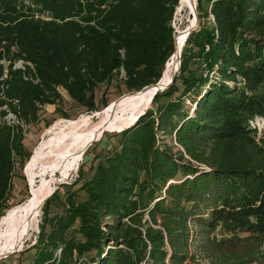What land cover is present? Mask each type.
Returning <instances> with one entry per match:
<instances>
[{
  "label": "trees",
  "instance_id": "1",
  "mask_svg": "<svg viewBox=\"0 0 264 264\" xmlns=\"http://www.w3.org/2000/svg\"><path fill=\"white\" fill-rule=\"evenodd\" d=\"M178 1L0 0V107L21 121L0 109V219L24 125L60 110L59 87L93 112L121 71L127 91L158 81ZM197 14L172 84L45 200L26 264H264V0H197Z\"/></svg>",
  "mask_w": 264,
  "mask_h": 264
},
{
  "label": "bare ground",
  "instance_id": "2",
  "mask_svg": "<svg viewBox=\"0 0 264 264\" xmlns=\"http://www.w3.org/2000/svg\"><path fill=\"white\" fill-rule=\"evenodd\" d=\"M196 5L197 0H179L176 6V16L179 15V18L176 17L177 23L175 22L174 52L164 65L160 83L167 82L173 73L179 70L178 59L180 60L181 56L178 58V53L181 55L184 47L186 30L197 26L194 20ZM183 11L193 13V19L184 27L178 25ZM154 94L152 87L126 94L114 101L109 110L108 105L106 114L96 121L79 119L60 122L62 127L60 134L51 138L50 146L44 151L40 153L35 151L26 166L29 197L8 208L0 219V256L13 248L21 250L35 233L43 205L42 200L56 186L54 173L58 171L63 177L66 176L72 166L77 164L89 142L97 140L106 131L109 132L131 122L137 114L150 106ZM47 172L51 174L50 178L45 176ZM38 174L42 177L39 180L36 179Z\"/></svg>",
  "mask_w": 264,
  "mask_h": 264
},
{
  "label": "rangeland",
  "instance_id": "3",
  "mask_svg": "<svg viewBox=\"0 0 264 264\" xmlns=\"http://www.w3.org/2000/svg\"><path fill=\"white\" fill-rule=\"evenodd\" d=\"M196 11H197V5H196ZM176 17L179 18V15H177ZM191 19H193V13L189 14L187 11H183L181 14V20L178 23V25L184 27L190 23ZM176 23H177V20H176ZM18 63H19L18 61L15 62V64H18ZM178 73H179V70L176 72V74ZM123 77H124V73L121 71L119 74L115 75L110 82L101 84L95 89V104L98 110L93 111V112H88L84 106H81L80 104L73 101L68 96L67 92L63 88L59 87L58 90L62 95V102L60 103V110L58 112H55V108L57 107L56 104H46L42 107L40 111L41 118L38 122L24 125L23 143L25 145L26 151L30 153V156L28 160L26 161L25 165L27 166L32 155H34L35 151H37L38 153L44 151L46 148L50 146L51 144L50 142H52L51 138L55 135L60 134L61 129H62V127L60 126V122L65 121V120L73 121V120H79V119H86L88 122L96 121L100 116L106 114V112L110 109L114 101L120 99L126 94L131 93L130 91H127L125 85L123 84L122 82ZM177 86L180 89L182 88L179 81H177ZM106 103L107 105H105ZM108 105H109V108L106 111V108ZM64 115H66L68 118H66ZM255 124L258 127H260V129L263 130L264 121H262L261 119L260 120L258 119L255 121ZM106 139L107 138H104V140ZM170 139L171 138L169 136H165V138H163L165 142H168L171 145H173L172 151L178 154L177 151L178 149H181V147H179L174 140L170 141ZM99 140L94 141L90 146H88V148L85 151V153L87 154L86 157L88 156L92 157V155L99 152L100 145H101ZM83 157L84 155L82 154L79 160L77 161V164L72 166L71 170L68 172L66 176L63 177L58 171L54 173L55 175H53V178H54L55 184L57 185L59 182L63 183L58 188L61 196H63L64 191L66 190V188L63 185L72 183L77 178L80 167H83L84 169H86V173H87L90 163L86 162V163H83L82 165ZM26 166L23 169V167L16 165V168L13 172V177H12V190L10 193L8 208L24 201L25 199L29 197L30 192H29V185H28V179H27L28 176L26 174ZM46 174H45L46 177L48 178L51 177V174L49 172H47ZM37 176H38L36 178L37 180L42 178L40 177L39 174ZM56 210H58V206L56 204L52 205V211H56ZM41 220H42V210H40L38 228L36 229L31 239L22 248V250L28 248L35 242V239L39 232V225L41 224ZM21 251L8 256L7 262L9 264H26L30 260L33 250H27L25 252H21ZM197 263L198 264H209L206 260H203L202 258ZM141 264H144V263H141Z\"/></svg>",
  "mask_w": 264,
  "mask_h": 264
},
{
  "label": "water",
  "instance_id": "4",
  "mask_svg": "<svg viewBox=\"0 0 264 264\" xmlns=\"http://www.w3.org/2000/svg\"><path fill=\"white\" fill-rule=\"evenodd\" d=\"M179 2V1H178ZM194 20H195V24L196 23H198V14H197V11H195V13H194ZM191 29V30H190ZM194 28H193V26L192 27H190L188 30H186V36H188V34L193 30ZM175 34H174V46H175ZM179 56H181V55H179V53H178V58H179ZM178 63H179V66H180V63H181V59L179 60L178 59ZM162 74H163V71H162ZM162 74H161V76H162ZM175 76H176V72L175 73H173V75H172V77L167 81V82H165V83H160L161 81H160V79H161V77L158 79V81H156V82H154V83H151V84H148V85H146V86H144V87H142L141 89H144V88H147V87H152V88H154V93L156 94L157 92H159V91H163L164 89H166V88H168L171 84H172V82L174 81V79H175ZM141 89H139V90H141ZM159 90V91H158ZM136 91H138V90H136ZM130 92H132V91H130ZM154 94V95H155ZM150 107V106H149ZM149 107H147L146 109H148ZM145 111L146 110H143L142 112H140L139 114H137V116L131 121V122H129V123H127V124H125V125H123V126H121V127H119V128H116V129H112V130H110L109 132H120V131H122L123 129H125V128H127V127H130V126H132L141 116H143L144 114H145ZM101 137H99L97 140H99ZM97 140H92L91 142H89V145L88 146H90L94 141H97ZM88 148V147H87ZM86 148V149H87ZM86 149L83 151V154L85 153V151H86ZM25 166L26 165H24V167H23V169L25 168ZM61 184H63L62 182H59L56 186H55V188L42 200V204L45 202V200L46 199H48L54 192H55V190L56 189H58L59 188V186L61 185ZM22 250V249H21ZM21 250H19L18 248H13V249H11L10 251H8L7 253H4L2 256H0V260L2 259V258H6V257H8V256H10V255H12V254H14V253H16V252H19V251H21Z\"/></svg>",
  "mask_w": 264,
  "mask_h": 264
},
{
  "label": "built area",
  "instance_id": "5",
  "mask_svg": "<svg viewBox=\"0 0 264 264\" xmlns=\"http://www.w3.org/2000/svg\"><path fill=\"white\" fill-rule=\"evenodd\" d=\"M175 22H176V8H175V11H174V14H173V17H172V20H171V25L172 27L174 28L175 27ZM175 30V28H174ZM175 34V32H174ZM1 63L5 64V61L4 60H0ZM15 67H19V68H23L21 62L19 61L18 64H15ZM6 75L4 74V77ZM0 109H3L6 111V113L4 114L3 116V120L9 124V125H17V124H21V121L16 117V115L14 113H12L8 108H7V105H3L0 107ZM177 144V143H176ZM178 145V144H177ZM179 146V145H178ZM180 147V146H179Z\"/></svg>",
  "mask_w": 264,
  "mask_h": 264
}]
</instances>
